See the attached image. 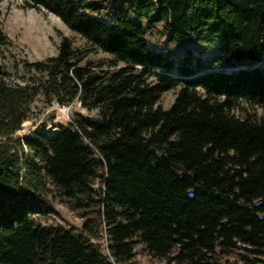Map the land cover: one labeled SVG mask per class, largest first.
I'll list each match as a JSON object with an SVG mask.
<instances>
[{"label": "trees", "instance_id": "obj_1", "mask_svg": "<svg viewBox=\"0 0 264 264\" xmlns=\"http://www.w3.org/2000/svg\"><path fill=\"white\" fill-rule=\"evenodd\" d=\"M20 2L88 48L62 37L21 81L0 61V264H130L136 246L166 264L264 262V0ZM96 50L109 58L82 63ZM38 97L95 115L16 135ZM53 198L79 228L42 220Z\"/></svg>", "mask_w": 264, "mask_h": 264}, {"label": "rangeland", "instance_id": "obj_2", "mask_svg": "<svg viewBox=\"0 0 264 264\" xmlns=\"http://www.w3.org/2000/svg\"><path fill=\"white\" fill-rule=\"evenodd\" d=\"M20 1L0 0V29L11 41V44L0 47V61L5 65L10 80L21 81L22 78H26L20 68L23 60L40 61L55 56L62 37L71 39L72 45L76 49L86 50L88 48L87 43L68 29L55 14L45 9L37 11L32 8H22ZM148 38L150 44L154 46L152 37ZM184 47L185 45L172 44L170 50L176 55ZM107 58H109L107 54L96 50L87 53L82 63ZM175 93L174 89L163 92L158 104L167 109L173 102ZM74 112L90 117L95 115L94 111H87L81 107L77 100L70 105H58L56 102H51L50 105L44 107L42 98L38 97L32 104V113L29 119L22 123L21 128L16 131V135L27 134L38 124H43L48 134H53L57 131L56 125L67 124ZM255 112L257 116H262L264 119V110L257 108ZM51 200L52 206L58 213H52L43 218L44 222H60L67 226L80 227L81 219L75 213L55 198ZM102 243L104 246V241ZM135 251L134 259L130 264H166L163 260L148 256L140 246H136ZM228 261H232V258L230 257ZM257 264H264V262Z\"/></svg>", "mask_w": 264, "mask_h": 264}]
</instances>
